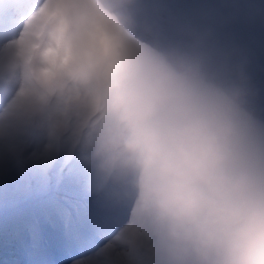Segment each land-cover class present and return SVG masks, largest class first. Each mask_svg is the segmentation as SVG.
Listing matches in <instances>:
<instances>
[{"label":"clouds","instance_id":"9594fccd","mask_svg":"<svg viewBox=\"0 0 264 264\" xmlns=\"http://www.w3.org/2000/svg\"><path fill=\"white\" fill-rule=\"evenodd\" d=\"M134 0H37L0 67L22 111L124 178L162 264H264V121L200 52L132 35Z\"/></svg>","mask_w":264,"mask_h":264},{"label":"snow or ice","instance_id":"6c2138e0","mask_svg":"<svg viewBox=\"0 0 264 264\" xmlns=\"http://www.w3.org/2000/svg\"><path fill=\"white\" fill-rule=\"evenodd\" d=\"M235 0H134L127 6L132 35L148 43L174 44L206 56L221 75L239 78L249 104L264 121V80H258L254 59L230 31L232 17L224 9ZM38 7L37 0H0V52L6 51ZM14 73L0 67V183L25 186L35 182L44 190L69 189L64 209L84 225L73 244L86 250L69 256L72 264H162L146 218L133 206L124 178L101 173L73 144L69 131L52 127L49 109L38 114L21 110Z\"/></svg>","mask_w":264,"mask_h":264},{"label":"bare ground","instance_id":"6f19581e","mask_svg":"<svg viewBox=\"0 0 264 264\" xmlns=\"http://www.w3.org/2000/svg\"><path fill=\"white\" fill-rule=\"evenodd\" d=\"M212 2L216 3V0H212ZM238 3L241 4V5L242 4H245L247 6L249 5L248 4V0H238ZM231 9H224L223 10L225 12V14H228V15H230L232 17V23L230 25V31H231V33L233 31H235V30L237 31L236 37H237V40L239 41V44H243L244 43L246 45L245 48L248 49L249 52L252 54L253 59H254V66H255V69H256V76H257V78H260V76L264 72V59H263V56H262V53H261L260 46L258 44L259 41L257 39V36H256V34L253 35V31L252 30H249V35H248L249 37L244 35L243 29L246 26L245 23L243 22L244 19H238L237 17L234 18L232 16V12H237L238 10H236V9L234 10L233 8H231ZM241 15H242V13H241ZM61 204H63L62 200H60L58 205L56 204V206H55L56 207L55 211H56L57 214L59 212L63 214V209L61 207ZM14 216H15V219L11 223H13L15 225H20L19 215L18 214H14ZM68 225H71L73 227L74 233L83 232V231H79L78 230L83 225L82 222L80 221V219L77 221L76 226H75V223L71 222L70 219H69ZM58 242L61 244V247L59 246L57 250H61L62 251V254L60 256V260L62 258H66L67 256L69 257L70 255H73V253L68 254L66 246L64 244H62L60 241H58ZM63 243H64V241H63ZM49 250L50 249H48L47 252H49ZM82 250H83V248H79V251H82ZM26 254H27V257H29L30 253L26 252ZM28 259H32V256H30ZM40 259H41V257H40ZM46 259L52 260L50 262V264H59V261H57L55 253L47 254L46 255Z\"/></svg>","mask_w":264,"mask_h":264},{"label":"rangeland","instance_id":"374dc122","mask_svg":"<svg viewBox=\"0 0 264 264\" xmlns=\"http://www.w3.org/2000/svg\"><path fill=\"white\" fill-rule=\"evenodd\" d=\"M9 182H10V184H9L10 190H16L17 191L18 187H19V184L14 182V181H11V180ZM82 255L86 258L87 254L85 253V254H82ZM65 264H72V261L65 260Z\"/></svg>","mask_w":264,"mask_h":264}]
</instances>
